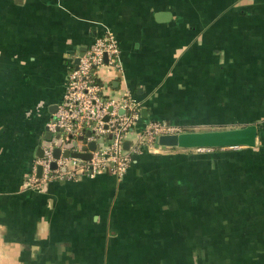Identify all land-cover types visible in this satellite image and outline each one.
I'll use <instances>...</instances> for the list:
<instances>
[{
	"label": "crops",
	"instance_id": "obj_1",
	"mask_svg": "<svg viewBox=\"0 0 264 264\" xmlns=\"http://www.w3.org/2000/svg\"><path fill=\"white\" fill-rule=\"evenodd\" d=\"M104 33L122 72L101 84L142 102L128 145L164 121L255 124V146L156 144L121 179L27 186L68 71ZM0 264H264V0H0Z\"/></svg>",
	"mask_w": 264,
	"mask_h": 264
},
{
	"label": "built area",
	"instance_id": "obj_2",
	"mask_svg": "<svg viewBox=\"0 0 264 264\" xmlns=\"http://www.w3.org/2000/svg\"><path fill=\"white\" fill-rule=\"evenodd\" d=\"M103 69L122 72L119 47L110 33L97 36L76 66L68 71L62 100L46 124L52 137L43 144L42 155L34 160L25 182L27 186L42 190L50 181L95 177L101 173L121 179L136 154L156 147L159 135L182 131L164 121H150L125 147L128 134L139 118L142 102L125 91L118 96L107 93L100 79ZM120 110L125 112L120 113ZM90 142H95L94 149L88 147ZM55 148L60 150L57 157ZM195 149L209 152L212 147ZM66 150L90 153V157L85 159L70 153L65 156Z\"/></svg>",
	"mask_w": 264,
	"mask_h": 264
},
{
	"label": "water",
	"instance_id": "obj_3",
	"mask_svg": "<svg viewBox=\"0 0 264 264\" xmlns=\"http://www.w3.org/2000/svg\"><path fill=\"white\" fill-rule=\"evenodd\" d=\"M84 49V48H83ZM79 56L76 58L75 63L79 62ZM107 119L106 117L104 118ZM258 126L255 124H248L243 127L219 129V130H204V131H181L173 134L159 135L156 139L160 147H180V148H197V147H226V146H248L253 147L256 144L258 137ZM47 137L50 136L49 132ZM90 134V131L87 132ZM128 147V142L124 143ZM88 147L95 148V142H90ZM60 153L58 148L54 150V156L57 157ZM67 150L64 155H69ZM71 155L88 159L90 153L72 152ZM40 166H38L37 173H40Z\"/></svg>",
	"mask_w": 264,
	"mask_h": 264
},
{
	"label": "trees",
	"instance_id": "obj_4",
	"mask_svg": "<svg viewBox=\"0 0 264 264\" xmlns=\"http://www.w3.org/2000/svg\"><path fill=\"white\" fill-rule=\"evenodd\" d=\"M221 147H212V150L211 151H217V150H220Z\"/></svg>",
	"mask_w": 264,
	"mask_h": 264
}]
</instances>
